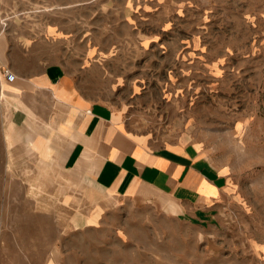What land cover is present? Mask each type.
Segmentation results:
<instances>
[{"label": "rangeland", "instance_id": "1", "mask_svg": "<svg viewBox=\"0 0 264 264\" xmlns=\"http://www.w3.org/2000/svg\"><path fill=\"white\" fill-rule=\"evenodd\" d=\"M0 34L20 72L58 67L134 133L227 174L210 206L111 195L64 163L71 135L2 92L0 264H264V0H0Z\"/></svg>", "mask_w": 264, "mask_h": 264}, {"label": "crops", "instance_id": "2", "mask_svg": "<svg viewBox=\"0 0 264 264\" xmlns=\"http://www.w3.org/2000/svg\"><path fill=\"white\" fill-rule=\"evenodd\" d=\"M11 61L10 44L0 34V82L5 102L18 105L16 111L33 115L39 123L53 122L57 130L66 131L58 132L68 143L73 138L64 163L89 175L107 193L144 201L165 196L180 210L222 200L227 174L213 166L197 145L157 144L86 100L62 69L42 66L28 75ZM4 68L15 75L14 82L4 81Z\"/></svg>", "mask_w": 264, "mask_h": 264}, {"label": "bare ground", "instance_id": "3", "mask_svg": "<svg viewBox=\"0 0 264 264\" xmlns=\"http://www.w3.org/2000/svg\"><path fill=\"white\" fill-rule=\"evenodd\" d=\"M0 97H1V95H0ZM11 130H12V129H11ZM8 131H9V130H8ZM5 134H6V133H5ZM11 135H12V134H11ZM10 137H11V136H9L8 133H7V135H6V140H7V142H8V141L10 142ZM16 138H17V137H16ZM11 141H12V140H11ZM33 143H34V144H33ZM32 144H33L32 147H33L34 149H36L37 151H41L45 145H48L50 151L55 152V151H53V148H51V146H50V140H49V139L44 138L43 140H37V142H32ZM10 146H11V143H9L8 148H10ZM49 167H50V166H49ZM41 191H42V190H41Z\"/></svg>", "mask_w": 264, "mask_h": 264}, {"label": "built area", "instance_id": "4", "mask_svg": "<svg viewBox=\"0 0 264 264\" xmlns=\"http://www.w3.org/2000/svg\"><path fill=\"white\" fill-rule=\"evenodd\" d=\"M2 75L4 81L7 83H12L15 81V75L8 68H4L2 70ZM3 85L4 84L0 82V94L3 92Z\"/></svg>", "mask_w": 264, "mask_h": 264}]
</instances>
